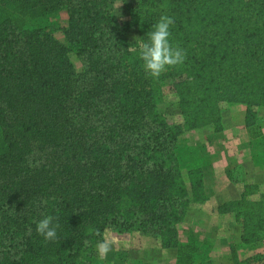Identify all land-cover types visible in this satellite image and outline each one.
I'll list each match as a JSON object with an SVG mask.
<instances>
[{"label":"trees","instance_id":"trees-1","mask_svg":"<svg viewBox=\"0 0 264 264\" xmlns=\"http://www.w3.org/2000/svg\"><path fill=\"white\" fill-rule=\"evenodd\" d=\"M64 8L66 43L51 22ZM161 16L174 19L170 42L186 59L152 78L127 32L148 42ZM166 80L181 125L158 110ZM235 104L247 127L264 108V0H0V264H112L97 257L112 228L175 248L174 264H212L209 240L181 243L178 226L206 202L213 161L179 142L185 131L222 132V105ZM253 192L219 207L243 216L242 244L264 239V201L246 207ZM48 215L60 228L46 242L36 225ZM236 248L234 264H264L262 254L239 261Z\"/></svg>","mask_w":264,"mask_h":264},{"label":"rangeland","instance_id":"rangeland-1","mask_svg":"<svg viewBox=\"0 0 264 264\" xmlns=\"http://www.w3.org/2000/svg\"><path fill=\"white\" fill-rule=\"evenodd\" d=\"M119 7V6H118ZM118 17L121 22H125L129 19L124 12H119ZM51 22L56 26L57 30L54 32V36L62 43H66L65 29L68 27L69 15L67 9L64 8L51 18ZM127 36L130 41H137V33L133 30L127 32ZM71 61L73 62L75 69L78 73H82L85 69V62L82 58H79L74 53L70 54ZM159 104L158 110L161 114L165 115L171 124L181 125L182 115L179 106V99L172 88L170 80L164 81L160 86ZM222 114L228 109L229 105H222ZM224 131V130H223ZM228 138L221 132H216L215 127L208 126L193 131H185L179 142V148L182 152L191 148H195V144L200 145L199 152L202 158L212 160L216 163L221 159V153L217 150L215 145L217 143H224L228 140L233 141L234 147L231 149V167L229 169L230 178L238 183L242 192L245 187H252L254 192L248 196L247 208L252 207L257 210V206L254 204V200L264 201V184L256 185L255 183L247 182L246 176L249 174V160L257 166V170L262 172L264 169V145L258 144V135L264 133V108L258 109L256 118H254L252 124L247 127L235 129L228 132ZM44 157V156H43ZM37 158V164L44 161V158ZM262 165V166H261ZM253 200V201H252ZM254 204V205H252ZM247 208H244L245 211ZM243 216L237 218V216H231L233 224L228 231H221V223L224 224V219L218 224V231H208L207 228L195 230L199 237L210 239L215 241V237L219 235H225L229 241L233 242V239L243 234V228L240 221ZM230 220V221H231ZM210 234V237H205L206 234ZM104 245L107 246L108 251L106 255L101 257L98 254L97 257L104 259L112 264H169L167 249L160 248L158 242L150 236L140 235L137 232H120L118 229H109L104 236ZM203 239V240H205ZM236 255L239 261H247L251 257L258 255H264V239L255 244H242L240 242L236 245ZM219 259H222L219 257ZM162 263V264H163ZM222 264L221 261L218 262ZM224 264V263H223Z\"/></svg>","mask_w":264,"mask_h":264},{"label":"crops","instance_id":"crops-1","mask_svg":"<svg viewBox=\"0 0 264 264\" xmlns=\"http://www.w3.org/2000/svg\"><path fill=\"white\" fill-rule=\"evenodd\" d=\"M246 111L247 107L244 104H235L226 109L222 114L224 131L221 133H223L226 138H228V132L245 126ZM197 145L195 144V146ZM215 147L220 151L221 159L203 168V183L207 200L203 205L192 206L186 211L183 221L178 226V240L181 243L188 242L192 233H194L199 240L203 241L205 238L199 237L195 230L206 227L208 231L217 232L218 224L220 225L223 219L225 225L221 223V231H228L233 224L231 216H234V213H221L219 207L226 203L239 201L242 198V190L239 184L235 183L228 174L232 163L231 149L234 147V144L233 141L228 140L224 143H217ZM248 163L249 174L246 176L247 182L255 183L256 185L264 184V169L260 172L257 170L258 167L255 166L252 160H249ZM184 180L190 189L187 171H184ZM210 236L209 233L205 235V237ZM209 242V260L212 264H219V261L224 264H234L232 247H235L241 242V236L239 240L238 237L235 236L233 242H231L222 234L216 236L215 241L209 239ZM166 253H168V258L170 259L169 264H174L177 259L176 249H167ZM219 257L222 259H219ZM162 263L163 262L159 264Z\"/></svg>","mask_w":264,"mask_h":264},{"label":"clouds","instance_id":"clouds-1","mask_svg":"<svg viewBox=\"0 0 264 264\" xmlns=\"http://www.w3.org/2000/svg\"><path fill=\"white\" fill-rule=\"evenodd\" d=\"M174 23L172 17L161 16L159 22L154 24L152 30L147 33L148 42L136 41L145 72L152 78H159L169 68L182 65L186 59V52L179 47H174L170 42V27ZM59 228V218L52 215L44 217L36 225L37 233L43 236L46 242L58 239ZM107 251L106 245L98 246V254L101 257L106 255Z\"/></svg>","mask_w":264,"mask_h":264}]
</instances>
